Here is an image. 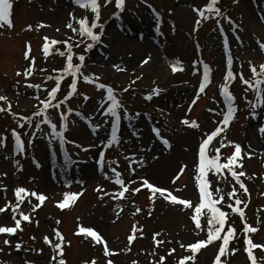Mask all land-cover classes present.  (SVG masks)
<instances>
[{"label":"rangeland","instance_id":"1","mask_svg":"<svg viewBox=\"0 0 264 264\" xmlns=\"http://www.w3.org/2000/svg\"><path fill=\"white\" fill-rule=\"evenodd\" d=\"M218 1V7L232 23L229 24L222 17L207 20L201 18L198 30L194 31L198 16L193 7H203L208 0H148L155 13L160 16L159 24L153 10L141 0H126V10L120 14V19L115 18L112 15L117 9L113 0L112 4L103 7L101 11L100 23H105L101 43L87 53H84L83 45L74 48V62H78V54H85L86 67L82 71L85 74H96L100 78L96 83L112 86L125 105L128 115L134 117L130 121L122 116L118 132L122 138L120 144L106 148L102 143L111 131L110 121L106 123L107 118L97 111L104 90H97L94 84H85L82 80L78 83L80 95L75 94L62 106L63 109L69 106L73 109L64 133L69 142L64 145L63 150L58 140L53 141L47 135L50 131L47 125H41L42 131L26 123L23 128H19L11 115L0 114V133L17 129L22 135L25 148L24 153H16L14 140L10 132L7 133V147L0 146V173H7V176L0 175V189L7 187L4 195L13 203L15 186H24L30 191L34 190L47 196L44 204L31 214L34 221L22 224L23 231L7 237L13 241L11 246L4 245L6 236L0 235V249H3L0 252V261L6 264H24V260L28 259L36 264H46L47 259L55 253L44 243L43 237L48 235L50 239L53 238V227L58 228L64 237L62 247L65 249L63 259L66 264H92L93 260L96 264H106L108 259H112L114 264H132L133 261L137 264H155L159 255H165L164 264H177L178 258L191 255L181 248L180 244L205 238V233L201 232L199 237L195 235L194 223L188 210H182L183 206H173L162 198L155 199L153 203L149 199L150 190L146 187H141L135 194L129 191L125 193V198L119 200L110 195L105 196L96 189L100 187L109 193L119 190V186L106 178L113 175L111 168L116 167L126 183L129 178L136 180L129 185L130 189L140 187V177H144L156 186L170 190L181 188L182 191H174L173 194L195 199L193 160L198 151L202 131L213 130L216 126L213 121L222 118L209 109L219 110L222 106L218 89L225 83L223 77L228 70L226 61L229 55L233 59L231 70L236 76L233 81L227 83L230 92L234 94L237 111L221 136L226 137V141L231 140L241 145L243 168L238 170L246 173L241 180L249 189L250 196H246L242 190H239L237 195L242 200L250 201L245 208V217L249 225L258 228L256 233H252V236L256 234L255 243H264V136L258 132V128L264 126V106L258 109V115H251V105L248 101L255 102V98L250 91L245 96V87L240 79V73L245 79L251 78L249 62L257 66V69L264 63V51H261L257 43L264 42V0ZM12 3L10 18L13 26H0V94L8 97L12 112L28 117L40 107L36 97L43 98L44 90L53 83L46 80L45 76L58 75L55 70L61 69L65 64V59L55 51L57 48L63 50L62 44H50V54L45 58L42 53V45L45 42L43 37L57 41L66 40L72 35L65 26L69 20V12L74 11L76 17L86 13L80 7L74 6L71 0H12ZM87 15L91 18L90 11ZM217 19L221 21L219 26ZM132 21L139 22L140 29H131L129 32L124 26ZM40 24L45 26L38 27ZM146 27L152 33L150 37L141 32ZM221 27L223 32L220 31ZM111 28L114 31L113 37L109 36ZM225 38L228 41L227 52L224 48ZM145 39L149 48L146 44V48L141 49L134 42L144 43ZM28 44L31 45L29 55L35 57L36 71L25 79L23 74L17 76L16 73H23L29 63L25 59ZM146 59L148 62L143 63ZM202 60L211 68V83L204 93L199 94V99L193 105L190 101L196 99L194 93L199 92L198 86L203 78ZM177 61L180 62L178 70L173 72L172 67ZM113 65H118L124 70H117ZM40 69L45 71L41 72ZM70 81L71 77H67L61 82L59 98H63L69 90ZM30 83L41 84L42 87L29 88L27 85ZM126 87L129 89L127 92L123 91ZM156 88L160 89L159 93L152 95L150 100L146 99ZM261 88L264 89V85ZM83 94L90 99L85 101ZM76 111L88 119L75 116ZM49 112L54 122L59 125L61 121L57 110L50 109ZM136 113L141 115L136 117ZM185 118L196 120L200 127L193 129L182 124L181 121ZM37 119L33 116L34 122ZM89 119L92 125L100 126L96 133L91 131ZM154 128L160 130L161 136L169 141L170 147H165L161 139L156 137L152 131ZM33 131L37 133L35 137L32 136ZM133 131L136 135L132 134ZM188 137L191 141L185 142ZM30 139L32 143H29ZM219 139L220 137L214 138L213 143H217ZM76 144L82 147L78 148ZM90 145L96 146L89 147ZM176 145L180 146L176 152L179 155L173 166L164 175H157L163 169L165 158L172 156ZM85 148L87 151L83 150ZM101 150L106 154L103 169L97 164ZM233 151L234 146L221 149L222 157H227ZM249 152L252 153L250 157L245 155ZM65 153L71 163L65 162ZM34 160L40 167L36 166ZM132 160L135 161L132 164L136 169L135 173L128 171ZM108 161L117 163L109 164ZM183 165H187V168L178 175L173 184V178ZM225 175L227 180L221 184L225 193L230 191L233 185L239 187L235 181L228 183V180H231L230 173ZM209 177L213 182L212 187H215L216 176L209 173ZM185 185L187 187H184ZM66 192L82 194L75 201L69 200L68 206L60 209L57 202H63ZM225 198L227 199V196ZM28 199H25L22 205L26 212L30 210ZM31 199L34 203H39L34 198ZM4 203L5 200L0 198V205ZM117 204L120 208L116 207ZM136 208L141 211L137 213ZM6 215L0 214V225L12 223L11 220L5 219ZM232 217L241 219L238 214H230L229 219ZM57 219L60 221L59 225L55 224ZM229 223L232 224V221ZM133 225H136L139 231L130 246L131 251H127V237L132 234ZM81 226H90L96 230L104 238L109 249L116 254L105 257L102 245L95 244L91 237L84 234L75 238L74 231L78 232ZM227 226L226 224L225 227ZM156 232L161 233L157 240H164L163 245L157 246L153 241L152 237ZM236 235L234 248L238 251L227 256V264H250L242 229H239ZM16 242H21L24 249H42V253L36 255L33 252H17L14 250ZM217 243L220 242L202 248L196 253L194 261L189 260L185 264H213ZM171 248L176 251L169 256L167 251ZM153 251L157 253V257L151 255ZM253 251L264 258V251ZM257 259L259 264H264V260Z\"/></svg>","mask_w":264,"mask_h":264},{"label":"snow or ice","instance_id":"2","mask_svg":"<svg viewBox=\"0 0 264 264\" xmlns=\"http://www.w3.org/2000/svg\"><path fill=\"white\" fill-rule=\"evenodd\" d=\"M74 6L80 7L85 11V15L81 17H76L74 11L69 12V20L66 23V27L71 31L72 35L69 36L64 41H57L56 39H50L49 37H43L45 41L42 45V53L47 58L50 54V44L51 45H64L63 50L57 48L55 51L58 55L65 59V64L61 69L55 70L58 72V75H46L45 79L52 81L53 83L49 85L43 92V98L37 96L36 99L40 107H37L36 111L28 117L21 116L17 113L12 112V104L8 101V97L6 95L0 94V102H4V104H0V114H9L13 117L15 122L17 123L19 128H23L24 124H28L30 127L34 126L35 129H41V125H47L50 131L47 135L51 138V140H58L61 149H64V145L69 141L65 137V131L68 128V117L69 114L73 113V109L69 106L66 109H63L62 106L65 105L74 94L80 95L78 93V83L82 80L85 84H94L97 90H104V96L101 98V102H98L97 111L101 116L107 118L106 123L110 121V135L102 141L104 146L112 147L114 145H118L121 143V136L118 135L122 116L127 118L128 120H132L134 117L128 115L127 110L123 102L118 98L116 94V90L104 83H96L99 81V77L96 74H85L82 69L86 67V55L78 54L77 59L78 62H74V48H78L80 46H84V53L89 52L95 46L101 43V38L104 35L105 31V23H100L101 20V11L103 7H107L109 4L113 3V0H71ZM142 3L146 4L148 8L152 9L155 13V9L151 4L148 3V0H141ZM236 2V0H234ZM218 0H208L205 6L203 7H193V11L196 12L198 19H196L194 23V31L198 30L199 25L201 24V18L203 20H207L209 18L222 17L227 20L229 24L232 23L231 19L224 16L222 10L217 6ZM114 6L117 9L113 16L117 19H120V14L126 10V0H114ZM13 8L12 0H0V26L3 24H7L9 28H11L12 20H11V11ZM91 13V18L87 15V12ZM155 19L157 24L160 22V16L158 13H155ZM217 25L219 26L221 21L217 19ZM45 25L40 24L38 27H44ZM29 30H31V25L28 26ZM99 29V31H96ZM59 31V29H57ZM220 31L223 32V28H220ZM239 39V37H237ZM261 51H264V42H257ZM27 50L25 52V59L29 61V63L25 66L23 73L17 72V76L23 74L25 79L32 76L36 71L35 57H31L29 55L31 51V45L28 44L26 46ZM224 48L225 51H228V41L225 38L224 40ZM148 60H144L143 63H147ZM250 63V72L252 73V79H245L243 74L240 73V79L243 85H247L244 89L245 96L252 90L253 96L255 98V102L249 100L248 103L251 105V115L255 117L258 115V109L264 106V89L261 88V85H264V63L257 66ZM180 64L179 61L173 65L172 71L175 72L178 70L177 66ZM227 71L226 75L223 77V81L218 89V94L222 97V106L219 110L217 109H209L210 112H216L217 116L222 117L221 119H215L213 122L216 125L215 128L211 131H202L201 139L198 142V151L193 160V188L196 192L195 199H191L188 197H180L178 195L173 194L175 192L182 191L181 188L176 189H168L162 186H156L148 181V179L144 177H140L142 180V184L140 187L130 189L129 185L131 183H135L136 180L129 178L126 183L125 178L122 177V173L117 170L116 167L111 168L112 176L107 177V179L112 180L114 185L119 186V190L109 193L104 191L103 188L98 187L96 189L97 192H103L105 196H112L113 199H122L125 198V193L131 191L133 194L140 191L141 187H146L150 190L149 199L155 202V199L162 198L165 201H168L173 206L181 205L183 206L182 210H188L191 221L194 223L193 232L197 237L200 236L201 232L205 233V238L196 239L194 241H189L187 244L181 243L180 247L185 249L191 253V255L183 256L178 258L177 264H185L186 261L196 259V253H198L202 248L207 245L213 244L214 242L219 241L217 243V252L213 258V264H227V256L229 254H234L238 249L229 248L230 240L237 238V230L229 223L230 214H238L243 222V235H244V244L246 245L245 251L247 253L250 264H259L257 257L254 255V249H260L264 251V243H255L252 238L248 235L249 233H256L258 228L249 225L246 221L244 208L248 206V201L242 200L239 195H237L239 190H243L244 194H249V190L246 185L241 180V177H244L246 173L243 170H238L243 168V160L241 159V145L239 143H235L231 140L226 141V137L221 136L222 133L225 132L226 128L229 126L230 122L234 119V115L237 111V106L234 104V94L229 90L228 81H233L235 79L236 74L231 70V66L233 64V59L229 55L227 57ZM117 70L120 69L118 65H113ZM182 70V69H179ZM41 72H44V69H40ZM210 73L211 68L209 65L205 64L203 69V78L202 82L199 83V92L194 93L196 99H192L190 101L191 104L195 105L197 99H199V94L205 92V87L210 83ZM65 77H71V81L68 85V91L63 96V98L58 97V92L61 90V82L65 79ZM139 79V77H137ZM134 83V81H133ZM29 88L33 89H41V84H28ZM129 89L126 87L123 91L127 92ZM160 89L156 88L152 90V93L146 96V99H152V95L158 94ZM84 100L87 101L90 99L86 94H83ZM54 101H56L54 103ZM106 106V107H105ZM57 110V113L60 118L59 125L54 122L49 110ZM123 110V111H122ZM141 114L136 113L135 116L139 117ZM33 116L38 119L34 122ZM75 116L80 117L81 119H88L82 116V113L79 111L75 112ZM23 121V123H21ZM89 126L93 133H96L99 129V125H92L91 120L89 119ZM182 124L189 126L193 129H198L200 125L196 120H189L187 118L182 119ZM59 128V130H58ZM155 133L156 137L161 139V142L165 147H170L169 141L164 139L161 136V132L158 128L152 129ZM10 132L12 139L14 140V148L16 153H24V142L22 140L21 133L13 128L8 129L4 133H0V146L7 147V133ZM258 132L264 136V126L258 128ZM136 135L135 131L132 133ZM37 133L35 131L32 132V136L35 137ZM220 137L217 143H213L214 138ZM29 143H32V140H29ZM96 145H90L89 147H95ZM227 146H234V151L228 155L227 157H222L221 149ZM76 147H82L79 144H76ZM87 151V149H83ZM247 156H251L252 153H245ZM106 154L105 151L101 150L98 153L97 164L100 169H103L105 163ZM126 159H128L126 157ZM37 167H40L39 163L35 160L33 161ZM65 162L71 163L70 158L65 153ZM109 164H116V161H108ZM135 161L132 160L129 163L128 171L135 173L136 169L132 167ZM187 168V165H183L178 169V174L173 178L172 183L175 184V180L178 178L179 174H182ZM209 173H212L216 176L215 187H212V180L209 177ZM225 173H230L231 180H228L229 184H232V181H235V184H238V188L233 185L231 190L225 193L223 187H221L222 182L227 180ZM0 175L7 176V173H0ZM2 185V182H0ZM184 187H187L186 185ZM7 187L3 186L0 189V198L5 200L3 205H0V214H7L5 216L6 220H11L12 223L0 225V235L6 236L3 240L4 245L11 246L13 241L7 237H11L17 235L18 231H23L22 222H31V214L34 213L41 205L44 204L47 196L43 193H38L34 190H29L24 186H15L14 197L15 202L8 201L6 198ZM82 193H64L63 202H57V207L60 209H64L68 206L69 200L75 201V199L81 195ZM227 196V199L225 198ZM29 197L27 203L30 205V210L25 211L22 208V205L25 203V198ZM31 198H34L35 201L39 203H34ZM243 204L244 207H240ZM117 208H120V205H116ZM122 210V209H121ZM230 210V211H229ZM135 211L138 213L141 209L136 208ZM151 213H149L150 215ZM119 215V213H117ZM38 223V221H37ZM60 221L57 219L55 221L56 225H59ZM228 225L225 229V225ZM53 233V238L50 239L48 235L43 237V241L45 244L49 245L51 250L55 253L51 255L46 264H66L65 259H63V247L64 237L58 228L53 227L51 229ZM139 229L136 228V225H133L132 234L127 237V246L126 250L131 251V244L134 239H136V233ZM76 234H84L85 236L91 237L92 241L97 245H102V252L105 257H110L115 255L116 253L111 251L105 242L104 238L92 227L90 226H81L78 229ZM161 233L156 232L153 234V241L157 246L163 245L165 243L164 240H157V237L160 236ZM35 239V237H32ZM15 251L17 252H33L36 255H40L42 253V249H24L22 247L21 242L15 243ZM3 249H0L2 252ZM176 251L175 248H171L167 251V255H172ZM153 257H157V253L153 251L151 253ZM59 257V258H58ZM224 258V259H222ZM165 255H159L157 259H155V264H164ZM0 264H6V262L0 261ZM24 264H36L35 261L25 259ZM92 264H96V261L93 260ZM106 264H114L112 259H108ZM132 264H137L136 261H133Z\"/></svg>","mask_w":264,"mask_h":264},{"label":"bare ground","instance_id":"3","mask_svg":"<svg viewBox=\"0 0 264 264\" xmlns=\"http://www.w3.org/2000/svg\"><path fill=\"white\" fill-rule=\"evenodd\" d=\"M124 26V25H123ZM125 27V29L126 28H128L129 29V32H131V29H133V30H135V29H140V23L139 22H137V21H132V22H130V23H128V24H126V26H124ZM112 32H114L113 31V28H111V29H109V36L111 37H113L114 35H112ZM141 32H143V33H145V36H151V31L146 27V28H144L143 29V31H141ZM121 41H122V39H121ZM129 42H131L130 40H128ZM145 42L144 43H140V42H138V41H134L138 46L137 47H139V48H141V49H143V48H146V44H147V48H149V44H148V42H146V39L144 40ZM143 42V41H142ZM139 43V44H138ZM143 51V50H142ZM191 140L189 139V137L186 139V141L185 142H190ZM180 146L179 145H176V148H175V151L173 150V152H172V156L171 157H166L165 158V160H164V166H163V169H162V171L161 172H159L157 175H164L170 168H171V166H173V163L175 162V159H177V157H178V155L179 154H177L176 152L178 151L177 149L179 148ZM175 156H174V155ZM86 171L88 170V169H85Z\"/></svg>","mask_w":264,"mask_h":264}]
</instances>
